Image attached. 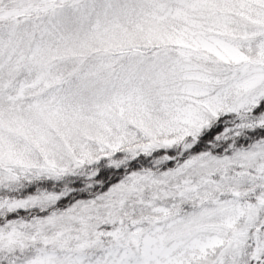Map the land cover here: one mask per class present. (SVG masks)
Returning a JSON list of instances; mask_svg holds the SVG:
<instances>
[{
    "label": "snow or ice",
    "instance_id": "1",
    "mask_svg": "<svg viewBox=\"0 0 264 264\" xmlns=\"http://www.w3.org/2000/svg\"><path fill=\"white\" fill-rule=\"evenodd\" d=\"M0 264H264V0H0Z\"/></svg>",
    "mask_w": 264,
    "mask_h": 264
}]
</instances>
